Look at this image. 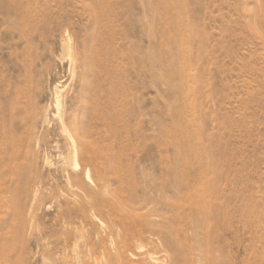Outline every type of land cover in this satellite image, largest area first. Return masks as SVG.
I'll return each instance as SVG.
<instances>
[{
    "label": "rangeland",
    "instance_id": "obj_1",
    "mask_svg": "<svg viewBox=\"0 0 264 264\" xmlns=\"http://www.w3.org/2000/svg\"><path fill=\"white\" fill-rule=\"evenodd\" d=\"M93 2L0 0V264H109L123 239L126 264H145L148 248L173 255L158 233L139 252L122 218L167 223L188 188L165 180L197 176L204 160L221 219L202 264H264V0H107L97 19ZM89 47L101 67L84 66ZM84 74L101 105L81 114L93 145L67 172L90 170L86 183L109 189L101 204L60 171L54 148L64 146L57 91L72 108ZM188 221L197 264L203 235Z\"/></svg>",
    "mask_w": 264,
    "mask_h": 264
},
{
    "label": "bare ground",
    "instance_id": "obj_2",
    "mask_svg": "<svg viewBox=\"0 0 264 264\" xmlns=\"http://www.w3.org/2000/svg\"><path fill=\"white\" fill-rule=\"evenodd\" d=\"M93 1H94L93 2V4H94L93 9H94L96 19H97V17L99 16V15L97 16V13L99 11L102 12V8L107 3L106 2L107 0H93ZM170 8H172V7H170ZM177 25H178V29L180 31L179 33L183 37L185 27L182 23V20L180 22H177ZM189 42H190V40H189ZM189 42H188V40L183 41L184 45L182 43V46H183L182 49L185 50V53L188 52L190 60L192 61L193 52L189 48L190 47ZM100 52L101 51L97 48L96 49H92V47L88 48L87 54H85V58H84V66L86 67V69H91L93 67L95 68V67H97V65L100 67L102 66L101 65L103 63L101 60L102 59L101 58L102 53L100 54ZM75 56L76 57L73 60L71 59L72 61L70 63V67H69V70L71 71L73 77L77 73L76 72V60L78 59L79 55L75 53ZM182 64L183 65H182L181 69H182V71H185L187 69V63L186 64L182 63ZM98 72H99V70H98ZM84 77L86 80L82 83L83 91L78 96H76V97L74 96L75 101H74L72 108L67 109L65 99L62 98L61 95L59 94L60 91H57L56 102H55V106L57 108L56 115L60 116L58 128L60 131V135L64 140V146H63V148L59 147L58 145H55V147L54 146L53 147L56 149H60V150L62 149L59 152V156L62 160L60 171L64 172V173L66 172L68 180H70L71 178H74V177L76 178L77 184H79L81 190L86 192V195H84V197H87V193L89 194L91 192L92 195L94 194L96 196L95 198L97 199V202L99 204H101L102 197L104 196V192L108 191L109 189L107 187H105L103 185V183L98 184L97 180L95 182V188L96 187L97 188L94 189V188L90 187L91 185H88L86 183V181H88L89 183H93V176H92V173L90 170H87L85 172L83 179L81 177L78 179V176H82L81 174L79 175V173H76L75 175H69L70 172H67L69 167H73L75 170L81 169V166L78 163V159L80 156H84V154H89L91 151L89 149H92L91 146L93 145L91 140L88 139L87 134L89 131H87V123H85V121L81 118V114L86 112L87 110H89V108H93L95 111H97V110H99V105H101V104H99V100H98V92L101 89L99 87L100 85H98V83H97L93 87H90L88 84V78H87L86 74H84ZM58 86H60V85H58ZM114 91H115V89L114 90L110 89V92L112 93V95H113ZM61 93H63V92H61ZM46 112L47 111L45 110V114H46ZM87 117H86V119H87ZM46 119H47V117L45 116L43 121H40L42 126L47 121ZM88 120H89V118H88ZM182 127L183 126H181V128ZM190 128H191V126H190ZM190 128H188V129H190ZM191 130H193V129H191ZM185 132H186V130H185ZM196 133H198V132H196ZM178 135H181V133H178ZM183 136H184V134H183ZM195 136H197V135H195ZM178 138H177V140H178ZM40 139H39V137L35 136V137H32L30 139V141L34 142L35 144H38ZM196 141H199V140H196ZM41 142H42V140H41ZM46 142L48 144V141H46ZM185 143H186V138H185ZM197 145H199V144L197 143ZM186 146H184V147H186ZM188 147H189V145H188ZM188 147L186 149H188ZM17 148H19V147L17 146ZM197 148H198V146H197ZM200 148H201V146H200ZM189 150H187V151H189ZM200 151H202V148L200 149ZM198 153H200V152H198ZM186 156H188V155H186ZM200 157H202V156H200ZM210 157L209 156L206 157L207 161H210L209 160ZM89 159L91 161H93L92 157H90ZM196 160H199V159L197 158ZM176 162H177V160H176ZM195 162L196 161H194V164H195ZM177 163L181 164V162H179V161ZM206 163L207 162L205 160H204V162L202 161L200 163V166H199L200 168L197 169V170L200 169L198 171L199 173L195 177L188 176L187 178H185L184 175H181L180 179H178V180H172V181L165 180V183L168 186H172V187L174 186L177 189H181V186H185L188 188L187 189L188 192L186 195L180 193L181 190L179 191V197H180L179 202L172 204V214L169 218L170 220L167 223L163 224L157 219L143 218L142 216H138L133 211L127 212V215L122 218L127 225V229H128L129 235H130L129 238H135L136 237L137 243L135 246L139 252H143L144 249H146V247H149L148 245H151L154 243L150 237L156 233H158V235L162 236V239H164V241L166 243H169L170 241H171L170 243H174L176 249H175L173 255H170L167 252L164 256L158 257V256L154 255L153 250L151 248H148L147 251H144L143 253H141L143 255V262L145 264H190L191 261L194 260V255L191 253L192 246H187L186 243L182 240V236L184 233L182 231V225H183L185 220L187 221V219H189V221L187 223L194 225V228L196 227L195 225L200 226V228H201L200 231H202V235H203V238L201 237V239H199V241H200L199 248H198L199 253L196 255L197 259H195V260H197V264H202L203 260H207V262H209V259L207 257L205 258L203 256V252L208 251L209 253H212L215 251V248H214L212 241L216 236L214 234V232H215V228L218 225V220L221 219V211L219 210V207L216 203L217 187L213 183L214 179H210L211 177L209 175V173L211 172L210 171L211 168H210V170H209V166L207 168H204ZM208 163H210V162H208ZM178 168H179L178 164H176L172 167L173 171H175V172L179 171ZM187 168H188V166L186 167V169ZM10 171H12V169ZM214 172L215 171L213 169L212 173H214ZM186 174H189V173H186ZM67 182H69V181H67ZM68 184H70V183H68ZM72 186H74V185H72ZM77 188H79V187H77ZM104 189H106V190H104ZM105 193H107V192H105ZM129 197L132 201L134 200L133 196H129ZM129 197H128V199H129ZM87 204L88 203L86 202V206H87ZM186 208L190 209V215H188L187 217H186L185 211H184ZM197 234H199L198 229L196 230V235ZM145 243H147V244H145ZM126 244H127L126 239L125 240L123 239L121 242H119L118 246H116V248H115L114 260L112 259L109 264H126V253H125ZM165 251H167V250H165ZM214 260H215V257H214L213 261Z\"/></svg>",
    "mask_w": 264,
    "mask_h": 264
}]
</instances>
